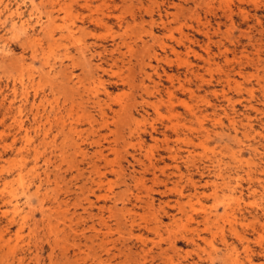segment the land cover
<instances>
[{"label": "rangeland", "instance_id": "1", "mask_svg": "<svg viewBox=\"0 0 264 264\" xmlns=\"http://www.w3.org/2000/svg\"><path fill=\"white\" fill-rule=\"evenodd\" d=\"M40 2L0 0V264H264V0Z\"/></svg>", "mask_w": 264, "mask_h": 264}, {"label": "bare ground", "instance_id": "2", "mask_svg": "<svg viewBox=\"0 0 264 264\" xmlns=\"http://www.w3.org/2000/svg\"><path fill=\"white\" fill-rule=\"evenodd\" d=\"M136 1V0H135ZM203 1V0H202ZM131 2V1H130ZM160 2H162V1H160ZM41 4H42V6H40V7H43V4L45 3V4H49L51 7H50V9H51V12L49 11V15H51L50 16V21L48 20V23H53L54 22V15H53V13H54V0H41V2H40ZM141 3V2H140ZM139 3V4H140ZM143 3V2H142ZM172 3V2H171ZM196 3V2H195ZM161 4V3H160ZM162 4H163V2H162ZM162 4H161V6H162ZM168 4V3H167ZM176 4V3H175ZM174 4V6L173 7H176V9L177 8H179V7H181V6H179V5H175ZM158 5V4H157ZM172 5H173V3H172ZM139 6V5H138ZM141 6V5H140ZM158 7V6H157ZM38 8H39V6H38ZM38 8H37V6L36 5H31V9H30V13L28 14V16H30V15H32V16H34V18L36 17V21H35V23L36 24H38L39 22H40V19H39V17H37V16H35V14L37 13V11H38ZM148 8H150V7H148ZM207 8V7H206ZM175 9V8H174ZM180 10H181V8H179ZM140 10V9H139ZM150 10V9H149ZM207 10V9H206ZM145 11V10H144ZM148 11V10H147ZM151 11V10H150ZM166 11V10H165ZM36 12V13H35ZM209 12V11H208ZM152 13V12H151ZM246 13V12H245ZM110 15H111V13H109ZM48 15V14H47ZM109 15V16H110ZM162 15V14H161ZM230 15V14H229ZM162 17V16H161ZM31 18V17H30ZM229 18V17H228ZM134 21V20H133ZM153 21V20H152ZM152 21H151V23H150V25L152 24ZM142 22V21H141ZM144 22V21H143ZM153 22H155V21H153ZM136 23V22H135ZM23 24H24V22H23ZM97 24L98 25H107V22L105 21V20H99V22H97ZM153 24H155V23H153ZM165 24V23H164ZM25 25V24H24ZM41 25V24H40ZM23 27V26H22ZM47 27V26H46ZM151 27V26H150ZM182 27V26H181ZM43 29V28H42ZM151 31V30H150ZM218 31V30H217ZM152 32V31H151ZM151 32H149V34L151 33ZM153 33V32H152ZM171 35V34H170ZM71 36H72V34H71ZM150 36V35H149ZM152 36H154V35H152ZM180 36L181 37H179V38H181L180 39V41H179V43H181V40H182V38H187V35L185 36L184 34H182V32H180ZM28 38H26V44L27 45H29L30 44V42H28ZM151 40V39H150ZM142 41V40H141ZM34 43L36 42V41H33ZM31 45V44H30ZM141 46H144L143 45V42H142V45ZM149 46V45H148ZM148 46H145L146 48L148 47ZM144 47V48H145ZM116 48V47H115ZM143 48V47H142ZM144 48H143V51H145L144 50ZM145 48V49H146ZM150 49L152 48V47H149ZM148 49V48H147ZM147 49H146V51H147ZM175 50V49H174ZM81 51V50H80ZM113 51V50H112ZM142 51V52H143ZM173 51V50H172ZM149 52V51H148ZM174 52V51H173ZM81 54V53H80ZM142 62V61H141ZM139 64V63H138ZM141 65V64H140ZM143 65V64H142ZM151 68V67H150ZM134 70V69H133ZM140 71H141V69H140ZM142 72V71H141ZM156 73V72H155ZM192 73V72H191ZM168 75V74H167ZM240 75V74H239ZM151 76V75H150ZM170 76V75H169ZM197 76V75H196ZM160 77V76H159ZM225 79H226V81H227V83L229 84V83H232V82H236L234 79H232L231 77H230V75L229 74H226L225 76ZM150 78V77H149ZM167 78H168V76H167ZM169 79V78H168ZM149 80V79H148ZM173 86V85H172ZM180 88V87H179ZM184 88V87H183ZM157 91V90H156ZM172 94V93H171ZM172 97H174V96H172ZM169 99V98H168ZM171 104V103H170ZM171 105H174L173 104V102H172V104ZM124 107V106H123ZM188 109V111H189V114H191L192 116H196V112H193V110L192 109H190V108H187ZM124 110H125V108H124ZM256 110V109H255ZM169 115H170V117L171 116H174V115H176V113H175V111L173 110V109H170L169 111ZM178 116V115H177ZM247 118V117H246ZM197 120V119H196ZM15 121V120H14ZM18 123V125H19V127H21V124L23 123V121L21 122V120L20 121H18L17 122ZM174 125V124H173ZM176 125V124H175ZM178 125H176V127H177ZM170 128V127H169ZM173 128H175V127H173ZM19 129V128H18ZM166 138L167 139H165V141L166 142H169V141H167L169 138H168V135H166ZM168 148V147H167ZM170 150V149H169ZM112 151H113V149H112ZM170 152V151H169ZM101 153V152H100ZM102 154V153H101ZM131 156V155H130ZM177 156V155H176ZM36 157V156H35ZM100 158V157H99ZM102 158H103V156H102ZM131 158H132V161L133 162H140L138 159H136V157H134V156H131ZM173 158V157H172ZM174 159V158H173ZM150 160V159H149ZM149 160H148V162H149ZM175 160V159H174ZM106 161V160H105ZM110 163V162H109ZM142 163H143V161H142ZM150 163V162H149ZM139 164V163H138ZM141 164V163H140ZM144 165V167H145V164H143ZM154 166V165H153ZM149 167H150V164H149ZM175 167V166H174ZM155 167H153V169H154ZM176 168H178L177 166H176ZM154 172V171H153ZM149 173V172H148ZM153 175V174H152ZM153 177H154V175H153ZM153 180H154V182L156 183V184H163L162 182H161V180H158V178H156V177H154L153 178ZM138 183V182H137ZM101 184V181H99V182H97V186H99ZM157 192V191H156ZM13 194V193H12ZM149 194V193H148ZM14 195V194H13ZM147 195V194H146ZM150 195V194H149ZM15 196V195H14ZM14 196H10L12 199L14 198ZM145 196V195H144ZM139 198V197H138ZM137 199V198H136ZM135 199V200H136ZM148 200H150L149 198H148ZM137 201V200H136ZM150 202V201H149ZM11 203H12V201H11ZM147 206H148V208H150L151 207V203H148L147 202ZM146 206V207H147ZM19 207V206H18ZM18 207H17V204L16 205H14L12 208H13V212L14 213H16L17 211H18ZM154 212V211H153ZM157 212V211H156ZM193 212V211H192ZM42 213H44V212H42ZM156 215V214H155ZM154 215V216H155ZM44 217V216H43ZM23 220V219H22ZM156 221V220H155ZM157 226V225H156ZM36 260V259H35ZM135 262V261H134Z\"/></svg>", "mask_w": 264, "mask_h": 264}]
</instances>
